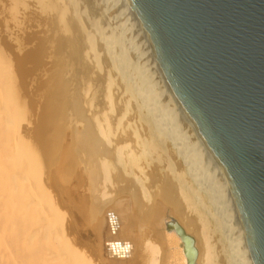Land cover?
<instances>
[{"label":"bare ground","instance_id":"6f19581e","mask_svg":"<svg viewBox=\"0 0 264 264\" xmlns=\"http://www.w3.org/2000/svg\"><path fill=\"white\" fill-rule=\"evenodd\" d=\"M30 1L38 11L56 17L68 58L87 78L86 101L99 107L94 106L92 123L76 130L74 151L83 152V164L92 168L90 190L97 192L100 185L107 190L76 218L80 226L89 225L102 264H255L229 180L171 90L130 1H119L120 12L126 13L135 35L142 38L146 51L141 58L148 55L144 63L129 55L125 31L106 21L109 17L98 0ZM18 4L11 0L14 7ZM102 15L105 21L100 20ZM58 138L46 143L58 148L60 141V148ZM25 148L28 159L21 180L14 174L17 169L12 173L28 197L23 212V264H81L71 253L75 262H67L59 248L64 243L57 233V203L37 172L43 159L27 142ZM78 173L80 178L82 170ZM32 178L52 203L48 210L33 189ZM186 244L194 249L191 258Z\"/></svg>","mask_w":264,"mask_h":264},{"label":"rangeland","instance_id":"374dc122","mask_svg":"<svg viewBox=\"0 0 264 264\" xmlns=\"http://www.w3.org/2000/svg\"><path fill=\"white\" fill-rule=\"evenodd\" d=\"M17 1L19 4L14 7L11 0H0V264H23V212L27 191L24 186L19 185L21 181L15 182L12 173L17 169L14 174L21 180L22 166L28 159L25 142L43 159V166L38 168V171L34 167L32 172L34 175H37L36 171L41 174L44 186L52 195L53 202L57 203V233L64 243L62 248H59L66 254V261L74 263L75 259L71 256L73 254L78 259L76 263L102 264L100 253L94 248L89 225L83 224L81 227L76 218L81 217L80 211L85 205L88 209L92 208L100 200L97 199L99 195L107 190L103 189V185H100L99 192L90 190L87 182L92 168L83 164V152L74 151L76 130L89 126L95 114L94 106L97 109L99 107L86 101L87 78L81 69L76 70L77 65L71 61V57L68 58L62 30L56 17L38 11L30 0ZM103 1L98 0L96 4H103L101 6L109 18L106 20L102 15L104 19L101 17L100 20L115 23L112 26H118L119 30L125 31L124 40L129 55L139 59L141 63H144L143 60L146 62L148 55L143 56L145 59L141 58V53L145 54L146 47L141 41L142 38L139 36V40L138 35H135L136 28L129 25L130 20L126 18V13L120 12L121 0H111V3L106 0V5ZM129 26L130 28H127ZM76 108L79 111H76ZM83 110L86 113L80 115L85 112ZM85 115L87 116L83 117ZM56 136L62 141L61 147L59 148L60 141L58 148L56 145L49 147L46 142ZM104 147H100L102 152L106 151ZM63 165H66V168L62 172ZM70 165L72 166L68 167ZM81 170L83 176L80 174L79 178L78 172ZM31 185L36 193H40L33 178ZM39 195L43 206L48 210L52 203L45 200L46 197L41 193ZM14 217L16 224L13 222Z\"/></svg>","mask_w":264,"mask_h":264},{"label":"water","instance_id":"95a60500","mask_svg":"<svg viewBox=\"0 0 264 264\" xmlns=\"http://www.w3.org/2000/svg\"><path fill=\"white\" fill-rule=\"evenodd\" d=\"M129 1L229 180L255 264H264V0Z\"/></svg>","mask_w":264,"mask_h":264}]
</instances>
